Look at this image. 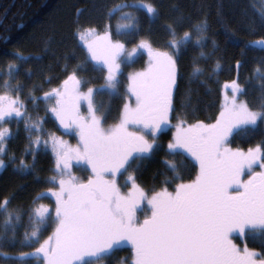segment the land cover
Masks as SVG:
<instances>
[{
	"label": "snow or ice",
	"instance_id": "1",
	"mask_svg": "<svg viewBox=\"0 0 264 264\" xmlns=\"http://www.w3.org/2000/svg\"><path fill=\"white\" fill-rule=\"evenodd\" d=\"M128 6L114 5L109 13ZM135 6L146 9L153 19L158 18L153 4H144L141 0ZM257 15L264 23V8L257 11ZM122 17L126 22L117 25V34L136 29V17L132 13H122ZM184 22L185 17L180 15L174 23L165 26L169 34L168 47L177 54L191 41L192 31L177 37V28ZM207 27L206 18L192 24V30L197 33L195 45L203 46ZM255 45L264 49V40L252 42L251 46ZM138 47L147 50L149 60L145 70L128 77V91L135 97V107L125 103L117 122L107 128L104 120L111 106L101 111L95 96L105 91L110 97L117 95L121 66L133 60L132 53L125 55V45L113 42L107 31L88 45L94 70L106 71L104 85L90 87L82 93L83 81L76 75L78 65L61 88L44 93L45 99L53 94L57 97L56 106L50 111L66 131H75L79 145L71 148L53 138L57 175L49 182H58L59 190L48 191L55 197V217H51L47 206L32 209L29 214L32 230L25 233L29 241L26 246L39 242L50 219L55 229L34 252L22 253L20 258H34L37 264H92L93 261L98 264L126 241L131 245L132 264H264V253L251 251L247 246L241 249L232 240L234 232L242 237L264 239V171H253L256 166L264 169V141L247 152L226 147L229 137L235 133L249 132L264 122V103L258 110H252L246 101L238 103V94H243L244 89L236 81L232 100H225L214 124L197 121L184 127L182 120L176 125L174 142L167 146L173 154L186 152L195 160L199 165L195 180L176 184L174 193L167 188L154 193L147 200L151 215L142 223L138 221L137 212L147 197L135 182L133 173L127 177L131 188L127 195L121 194L119 176L128 172L134 161L139 167V162L154 149L158 134L170 126L178 81L177 60L172 53L154 49L148 41H141ZM136 51L134 48L133 52ZM14 55L19 63L30 58L20 52ZM17 70V63H9L8 75ZM201 72L194 63L192 75ZM258 73L259 69L253 75ZM3 86L8 88L9 81L5 80ZM16 87L18 89L19 85ZM259 87L264 92V83ZM85 103L87 116H81L80 108ZM22 108L19 97L11 99L0 95V123L13 117L19 121L24 115ZM39 123L42 121L26 122L25 130L29 133L33 128L39 130ZM130 127L136 130L129 131ZM11 135L9 129H0V155L6 153L5 141ZM39 143V137L31 141L37 147ZM37 147L30 146L33 159ZM72 159L86 162L91 169L93 176L86 183L77 182L70 174ZM165 163L175 174L166 177L165 182L180 179L177 164L171 160ZM5 166V161L0 159V168ZM28 169L29 165L21 159L17 170L27 174ZM246 170L249 178L244 181L242 176ZM105 174L111 179H106ZM57 176L61 177L58 181ZM9 202L8 197L0 201V210L7 214L0 239L6 238L9 229L14 232L13 220L19 222L21 218L20 210L9 211Z\"/></svg>",
	"mask_w": 264,
	"mask_h": 264
},
{
	"label": "trees",
	"instance_id": "2",
	"mask_svg": "<svg viewBox=\"0 0 264 264\" xmlns=\"http://www.w3.org/2000/svg\"><path fill=\"white\" fill-rule=\"evenodd\" d=\"M142 2L156 7L157 19L150 17L146 9L135 6L141 0H0V95H7L11 99L19 97L24 113L19 121L13 117L0 123V129L7 128L12 134L5 141L6 153L0 155L6 165L0 169V201L8 197L9 211H21L19 222L13 220L15 231L9 229L6 238L0 239V264H37L34 258L21 259V254L34 252L39 243L53 234L54 228L49 222L39 242L26 246L29 241L25 239V233L32 230L30 212L40 202L51 207V200L42 195L56 186L49 182L52 176L57 175L51 141L55 138L64 144L76 143L77 147L79 137L75 131H66L50 111L56 106L57 97L53 94L50 99H45L44 93L61 88L63 81L78 65L76 75L83 81L80 91L90 87L100 88L105 84L104 72L94 70V64L79 43L78 34L84 30L93 29L100 33L108 28L113 39L123 43L126 48L148 41L154 49L166 50L177 60L178 81L174 88V111L170 113V126L158 134L154 149L139 162V167L134 161L129 168L135 175V182L148 195L165 188L173 191L176 184L191 182L196 177L197 165L185 154H173L167 147L172 140L173 127L180 121H185V125L197 121L214 124L223 109L224 99L229 92L233 93L234 81L244 89L243 94H238L239 101H246L252 110H258L259 105L264 103V92L259 87L264 83V49L259 45L251 46L252 42L264 40V23L257 15V11L264 8V0ZM120 4L129 6L109 13V9ZM125 12L136 17V29L122 30L117 34V25L126 22L122 17ZM180 15L185 17V22L177 28V37L185 31H192V36L188 46L177 54L168 47L169 34L165 26L174 23ZM205 18L208 27L201 47L193 43L197 33L192 30V24ZM16 52L30 58L27 62L19 63L14 55ZM9 63L18 64V70L11 76L8 75ZM194 63L202 69L195 76L192 75ZM145 65L143 54L131 63L122 64L118 94L110 97L105 91L95 96V103L101 111L109 104L111 106L104 120L105 128L117 122L128 100L129 75ZM257 69L259 73L254 76ZM5 80L9 81L8 88L3 86ZM87 112V105L82 104L80 115L84 116ZM100 114L97 112V115ZM40 121L39 130L33 128L30 133L25 130L26 122L37 124ZM37 137L40 141L38 147L31 144ZM262 141L264 122L249 132L235 133L229 137L228 145L248 149ZM30 146L37 147L35 159ZM26 148L29 150L25 151ZM21 159L29 165L27 174L17 170ZM169 160L177 164L180 179L166 183V177L175 175L165 163ZM6 217L7 214L0 210V232ZM233 238L239 248L247 246L251 251L264 253V239L242 237L240 234L233 235ZM132 260L130 246L122 245L100 264H132Z\"/></svg>",
	"mask_w": 264,
	"mask_h": 264
},
{
	"label": "rangeland",
	"instance_id": "3",
	"mask_svg": "<svg viewBox=\"0 0 264 264\" xmlns=\"http://www.w3.org/2000/svg\"><path fill=\"white\" fill-rule=\"evenodd\" d=\"M108 32L109 34H110V37H111V39H112V41L113 42H117L116 40H114L113 39V37H112V35H111V33H110V31H109V29L107 28L105 31H103V32H100V33H98V32H96L95 30H93V29H87V30H84L83 32H81L80 34H78L79 36V43L83 46V48L85 49V51H86V55H87V57H88V59L90 60V62H92L91 61V58H90V53L88 52V45L89 44H92L95 40H96V38L97 37H99V36H102V35H104V33L105 32ZM121 43V42H120ZM140 43L141 42H139V43H137L136 45H134V46H132V47H130V48H126L125 47V55L127 54V53H132V57H133V60H132V62L137 58V56H139L140 54H143L144 56H145V58H146V65H145V67L143 68V69H141V70H136V71H133L131 74H134V73H137V72H140V71H143V70H145L146 68H147V66H148V60H149V57H148V54H147V50L146 49H142V48H139L138 46L140 45ZM134 48H136L137 49V51L136 52H133V49ZM159 50H161V51H166V50H163V49H159ZM93 64H94V62H92ZM131 63V62H130ZM104 72V74L106 75V71H103ZM128 81H129V79H128ZM128 85H129V82H128ZM232 90H233V87H232ZM82 93H86L87 92V90L86 91H81ZM232 98H233V93L232 92H229L228 93V95L226 96V98L224 99V103H225V100L227 99L229 102L232 100ZM237 102L239 103V102H242V101H239V100H237ZM126 103H128L131 107H135V97L128 91V100H127V102ZM83 105H87L86 103L85 104H83ZM84 116H87V114L85 113V115ZM169 125H170V121H169ZM190 125V124H189ZM184 127H187L188 126V124H184L183 125ZM169 127V126H168ZM167 127H165L164 129H166ZM136 129H134V128H129V131H135ZM175 131H176V126H174L173 127V130H172V140L170 141V142H174V133H175ZM149 138H151V136H148L147 137V139H149ZM58 140V139H57ZM65 142V141H64ZM169 142V143H170ZM67 143V145L69 146V147H71V148H75L76 147V143H73V144H71V143H68V142H66ZM168 143V144H169ZM50 144V143H49ZM168 146V145H167ZM226 147H228V148H230V149H232L233 151H235V150H240V151H243V152H247L248 151V149H237V148H232V147H229V145H228V143H227V145H226ZM51 148H52V150H53V141H51ZM253 148H255V147H253ZM169 150V149H168ZM170 151H172V150H170ZM175 151H183V150H175ZM54 154H55V152H53ZM187 157H189L196 165H197V168H198V170H197V174H198V172H199V165L195 162V160L191 157V156H189L186 152L184 153ZM55 156H56V154H55ZM56 162H57V156H56ZM61 167H63V164H61ZM1 169V168H0ZM254 172H260V171H264V169H261L259 166H256L255 168H254V170H253ZM129 173H131L130 172V169L128 170V172H125V173H123V175H120L119 176V178H118V187L120 188V190H121V194L122 195H127V193H128V191H129V189L131 188V183L130 182H127V177H128V175H129ZM70 174L72 175V176H75L76 178H77V182H79V183H86L87 181H88V179L90 178V177H92L93 176V173H92V171H91V169L88 167V165H87V163L86 162H84V161H80L79 163L75 160V159H72L71 161H70ZM197 174H196V176H197ZM61 177H57V181L60 179ZM64 178H67V177H64ZM105 178L106 179H111V177L110 176H107V174H105ZM196 178V177H195ZM195 178L193 179V180H195ZM249 178V174H247V170H246V174H244L243 176H242V180H244V181H246L247 179ZM192 180V181H193ZM188 183V182H187ZM53 190H59V184H58V182L56 183V186L54 187V188H52ZM159 192V191H158ZM169 192H175V189L173 190V191H169ZM146 194V193H145ZM154 194V193H153ZM153 194H146V197H147V199H144L143 201H142V208H141V210H139L138 212H137V217H138V221L140 222V223H142L143 222V220L147 217V216H150L151 215V211H150V207L148 206V203H147V200L148 199H151V197H152V195ZM43 196H45V197H47V198H49L50 200H51V207H50V205L49 204H46V203H42V202H40V205H38L37 206V208H39L41 205H44V206H47L48 208H49V210H50V213H51V217L52 218H54L55 217V207H56V205H55V197L54 196H52L51 195V193L48 191V190H46V191H44V193L42 194ZM146 211H148V212H146ZM49 222H50V225H52V227L55 229V223H54V221L52 220V219H50L49 220ZM54 232V231H53ZM236 234H239L238 232H234V234H232V240H233V243H235V240H234V238H233V235L234 236H236ZM236 244V243H235ZM122 245H126V246H130V248H131V245L130 244H128L126 241L122 244ZM121 245V246H122ZM244 248V247H243ZM243 248H241V249H243ZM86 259H91V258H86ZM102 262V260L101 261H99L98 262V264H100ZM92 264H97V262H95V261H93L92 262Z\"/></svg>",
	"mask_w": 264,
	"mask_h": 264
}]
</instances>
